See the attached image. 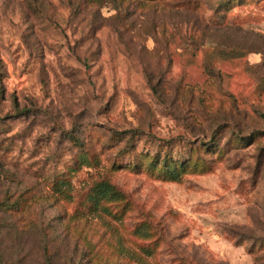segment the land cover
Listing matches in <instances>:
<instances>
[{"label": "rangeland", "instance_id": "rangeland-1", "mask_svg": "<svg viewBox=\"0 0 264 264\" xmlns=\"http://www.w3.org/2000/svg\"><path fill=\"white\" fill-rule=\"evenodd\" d=\"M0 264H264V0H0Z\"/></svg>", "mask_w": 264, "mask_h": 264}, {"label": "trees", "instance_id": "trees-1", "mask_svg": "<svg viewBox=\"0 0 264 264\" xmlns=\"http://www.w3.org/2000/svg\"><path fill=\"white\" fill-rule=\"evenodd\" d=\"M91 194V200L96 204L102 201L117 200L120 197L119 193L106 181L96 183L91 190Z\"/></svg>", "mask_w": 264, "mask_h": 264}]
</instances>
